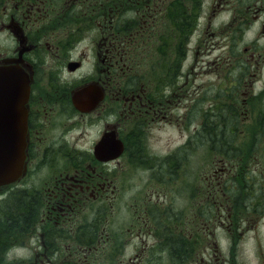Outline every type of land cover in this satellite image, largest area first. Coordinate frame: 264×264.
I'll return each mask as SVG.
<instances>
[{"label": "flooded vegetation", "instance_id": "af4514ba", "mask_svg": "<svg viewBox=\"0 0 264 264\" xmlns=\"http://www.w3.org/2000/svg\"><path fill=\"white\" fill-rule=\"evenodd\" d=\"M207 2L0 0V143L20 155L0 186V264L33 239L28 264H264V172L195 176L189 54ZM215 2L241 12L242 50L204 118L244 121L264 103V44L246 41L264 0Z\"/></svg>", "mask_w": 264, "mask_h": 264}, {"label": "rangeland", "instance_id": "374dc122", "mask_svg": "<svg viewBox=\"0 0 264 264\" xmlns=\"http://www.w3.org/2000/svg\"><path fill=\"white\" fill-rule=\"evenodd\" d=\"M241 17L239 10L231 11V9L225 8V5L216 3L215 0H208L207 10L199 11L198 25L195 35L192 38L193 43H197L193 45L194 47L189 54L190 66L194 68L193 76L196 78V83L191 86V92L193 94L196 89L204 92L206 91V87H209L206 93L208 94L212 88L209 93L211 96L214 95L218 85H224V82L220 83V80L226 77L223 74L225 71H222L227 66L224 62L232 60L234 57L233 54L237 52L241 45V39L239 40L238 38L240 31L238 30L237 22ZM246 21L247 26H249L247 27L249 33L246 36V41L254 40L257 42L260 39L261 43L264 44V34L262 32L259 34V23H256L252 16L247 17ZM252 27H256L257 29L255 30ZM261 52L264 56V49ZM210 61H213L211 71H204L203 65H210ZM232 71L235 72V70ZM260 103L255 104L256 109L259 108ZM203 106L197 105V112L195 111V113L199 118L203 116L198 115V107L202 108ZM260 110L263 111L264 107L261 106ZM199 118H196V120ZM255 120L256 118H246L244 122H241L239 127L242 139L249 136V139L245 142L241 141L240 145L244 151L251 145L253 136L251 133L254 131ZM201 159L204 161V157H201ZM202 165H208V162H204ZM35 241L36 239L28 240V246L26 248L15 249L10 253V257L12 259H25L20 264L34 263L37 256H31V246ZM20 242H16L12 246ZM32 247L34 248V246Z\"/></svg>", "mask_w": 264, "mask_h": 264}, {"label": "trees", "instance_id": "16d2710c", "mask_svg": "<svg viewBox=\"0 0 264 264\" xmlns=\"http://www.w3.org/2000/svg\"><path fill=\"white\" fill-rule=\"evenodd\" d=\"M239 123V119L234 118H212L211 120L208 118H204L202 124V130H208V125H212V134L209 136L212 140L210 144H212L213 151L218 152L220 157L230 158L233 153L224 151L223 148L233 147L238 144L239 139L236 132L231 131V126ZM256 134H259V140L261 141V145L264 144V118H257V127L255 130ZM199 135V134H198ZM202 141H205V135H202ZM253 153H245L239 154L237 157L241 164H251L254 162ZM29 205V203H24ZM29 216H26L28 218ZM23 218V217H21ZM20 218V219H21Z\"/></svg>", "mask_w": 264, "mask_h": 264}, {"label": "water", "instance_id": "95a60500", "mask_svg": "<svg viewBox=\"0 0 264 264\" xmlns=\"http://www.w3.org/2000/svg\"><path fill=\"white\" fill-rule=\"evenodd\" d=\"M8 164H10V161L6 162V163L4 164V166H8ZM6 170H8V168H6ZM6 170H4L5 173H6ZM15 174H16V172H15ZM13 180H14V179H13Z\"/></svg>", "mask_w": 264, "mask_h": 264}]
</instances>
